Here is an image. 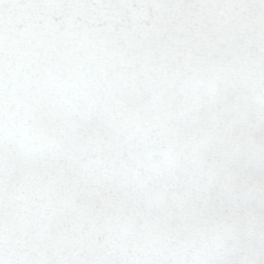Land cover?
I'll use <instances>...</instances> for the list:
<instances>
[{
  "label": "snow or ice",
  "instance_id": "snow-or-ice-1",
  "mask_svg": "<svg viewBox=\"0 0 264 264\" xmlns=\"http://www.w3.org/2000/svg\"><path fill=\"white\" fill-rule=\"evenodd\" d=\"M0 264H264V0H0Z\"/></svg>",
  "mask_w": 264,
  "mask_h": 264
}]
</instances>
